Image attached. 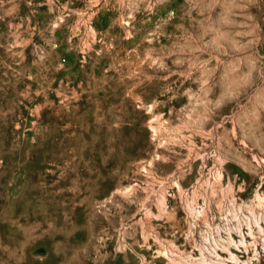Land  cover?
I'll return each instance as SVG.
<instances>
[{"label": "rangeland", "instance_id": "obj_1", "mask_svg": "<svg viewBox=\"0 0 264 264\" xmlns=\"http://www.w3.org/2000/svg\"><path fill=\"white\" fill-rule=\"evenodd\" d=\"M0 264H264V0H0Z\"/></svg>", "mask_w": 264, "mask_h": 264}]
</instances>
